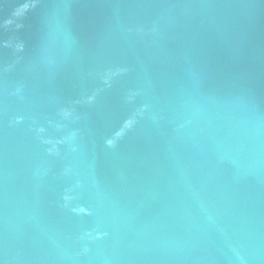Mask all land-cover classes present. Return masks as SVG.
Returning <instances> with one entry per match:
<instances>
[{
	"label": "water",
	"instance_id": "obj_1",
	"mask_svg": "<svg viewBox=\"0 0 264 264\" xmlns=\"http://www.w3.org/2000/svg\"><path fill=\"white\" fill-rule=\"evenodd\" d=\"M0 264H264V0H0Z\"/></svg>",
	"mask_w": 264,
	"mask_h": 264
}]
</instances>
